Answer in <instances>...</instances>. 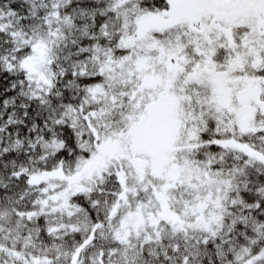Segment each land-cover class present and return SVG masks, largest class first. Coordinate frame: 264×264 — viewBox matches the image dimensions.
<instances>
[{"label": "snow or ice", "instance_id": "6c2138e0", "mask_svg": "<svg viewBox=\"0 0 264 264\" xmlns=\"http://www.w3.org/2000/svg\"><path fill=\"white\" fill-rule=\"evenodd\" d=\"M0 264H264V0H0Z\"/></svg>", "mask_w": 264, "mask_h": 264}]
</instances>
